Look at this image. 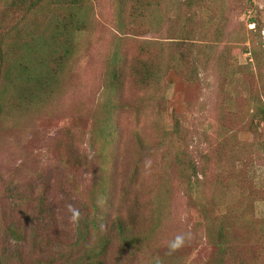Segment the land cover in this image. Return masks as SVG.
<instances>
[{
    "label": "rangeland",
    "instance_id": "374dc122",
    "mask_svg": "<svg viewBox=\"0 0 264 264\" xmlns=\"http://www.w3.org/2000/svg\"><path fill=\"white\" fill-rule=\"evenodd\" d=\"M49 52L9 103L12 65ZM0 81V245L15 226L25 264H264V0H0ZM98 195L103 256L69 211Z\"/></svg>",
    "mask_w": 264,
    "mask_h": 264
},
{
    "label": "trees",
    "instance_id": "16d2710c",
    "mask_svg": "<svg viewBox=\"0 0 264 264\" xmlns=\"http://www.w3.org/2000/svg\"><path fill=\"white\" fill-rule=\"evenodd\" d=\"M34 2V4H39L41 2H43L44 0H32ZM58 1H65V0H58ZM20 47V48H18ZM14 50H20L21 49V45H14L13 47ZM28 48L26 47V49L24 50L27 51ZM52 52V51H51ZM51 52L47 53L46 55H43V58H41V61L39 62V58H29L27 60H24V63H19L18 65H12V69H10V74H9V78L6 80H8L7 83V90L3 89L1 92L7 94L8 97V102L9 103H13V100L15 102H17V100L21 99V94H23L25 92L24 95H27V93L29 92L30 94H32V92L34 91V89L37 87V85L39 84L40 81V76L44 74V72H46V70H43V67H52V63L48 64V60L50 59V55L52 54ZM62 59V57H60V60ZM61 62V61H60ZM18 63V62H17ZM57 71H59V65H57ZM123 67L120 66L118 68V72L120 73V76L123 74ZM118 75V77H120ZM122 78H118L112 85V87L110 88L111 90H113V94H118V95H113L112 97H110V107L107 111V113L105 114L106 120L105 124L102 126L103 128L102 133H103V137H104V141L110 144L111 140H107L110 137H112V135L114 134V131L116 130V132L118 131V124L116 121H114V117H113V113H115L116 111L119 110H125V106H122V103H125V94L122 93V91L119 90V86L118 84H116V82H118V80L120 81ZM1 82V81H0ZM20 87V90H19ZM37 93H33L32 96H35ZM108 122V124H107ZM108 147H110V150L108 151V154L110 153L111 156H109L107 153H104L106 158H110V160L108 161L109 163V169L112 171H116V167L118 164V158L115 156L113 150V147H111V145ZM105 163V162H104ZM108 166L105 163L104 165V170H107ZM133 173H137V170H135ZM134 174V175H135ZM113 176H111V178H109L108 175V179L106 180V185H105V179H103V187L100 190L101 194L103 193L102 196H107V188L108 183H111L113 180ZM115 183V182H114ZM17 187H14L13 189H16ZM112 189V187L110 188ZM4 191H11V193H16L17 194V199L16 202L19 203L22 200V192L19 191L18 189L16 190H12L11 188L5 186V190ZM14 191V192H13ZM98 197L95 198L93 200V208H92V216L89 217L90 212L89 211H80V217L77 220L78 223H80V229L79 231L81 232L83 230V233L81 235L85 236L87 233L89 232H95L97 234L98 237H100V239H102L101 241V246H100V252L102 254H100L101 256H103V250H105L106 245L110 242L109 239L107 238V228L110 226V222L109 219L107 218V216L101 211V207L98 203ZM41 199V198H40ZM19 205V204H18ZM41 206V205H39ZM105 209V208H104ZM42 210V209H41ZM83 210V209H82ZM106 210V209H105ZM45 212H52L54 211V209L52 208H48L46 210H44ZM42 212V211H41ZM82 212L84 213V215L82 214ZM116 215L113 217V224L115 226V229L117 230L118 233V237L119 239H121V242L126 243V241L128 240H132L131 238L128 237V225L127 223L122 219V217L120 216L121 213L116 212ZM111 223V225H112ZM5 234L7 235V245H0V264H25V262L18 258L16 255H14V253L12 254V252H10L9 250L15 246V244L17 243L18 248L20 249V245H18V242L20 241L21 237H19V232L17 231V228L14 226H9L5 229ZM82 237V236H81ZM13 242V243H12ZM17 249L16 254L21 255V251ZM59 257V256H58ZM14 258V259H13ZM61 258V257H60ZM62 259V258H61ZM84 262L83 264H94L93 263V259L91 257L88 258H83ZM87 260V261H85ZM98 260V259H96ZM95 260V261H96ZM95 264H105L104 262H99V263H95Z\"/></svg>",
    "mask_w": 264,
    "mask_h": 264
},
{
    "label": "clouds",
    "instance_id": "9594fccd",
    "mask_svg": "<svg viewBox=\"0 0 264 264\" xmlns=\"http://www.w3.org/2000/svg\"><path fill=\"white\" fill-rule=\"evenodd\" d=\"M69 211L72 213V219L78 220L80 217V213L78 210H75L69 205ZM185 241V237L183 235L177 236L173 241L169 243V253L176 251L180 248Z\"/></svg>",
    "mask_w": 264,
    "mask_h": 264
}]
</instances>
